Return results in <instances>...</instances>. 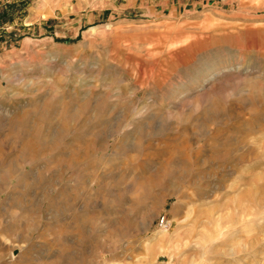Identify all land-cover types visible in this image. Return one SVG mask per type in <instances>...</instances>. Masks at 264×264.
I'll use <instances>...</instances> for the list:
<instances>
[{
  "label": "rangeland",
  "instance_id": "374dc122",
  "mask_svg": "<svg viewBox=\"0 0 264 264\" xmlns=\"http://www.w3.org/2000/svg\"><path fill=\"white\" fill-rule=\"evenodd\" d=\"M0 264H264V0H0Z\"/></svg>",
  "mask_w": 264,
  "mask_h": 264
},
{
  "label": "bare ground",
  "instance_id": "6f19581e",
  "mask_svg": "<svg viewBox=\"0 0 264 264\" xmlns=\"http://www.w3.org/2000/svg\"><path fill=\"white\" fill-rule=\"evenodd\" d=\"M215 77V75H213V76H211V77H209V78H207V79H204V85L205 84H208V83H210L211 82V80H213V78ZM215 79V78H214Z\"/></svg>",
  "mask_w": 264,
  "mask_h": 264
},
{
  "label": "built area",
  "instance_id": "2783aa9c",
  "mask_svg": "<svg viewBox=\"0 0 264 264\" xmlns=\"http://www.w3.org/2000/svg\"><path fill=\"white\" fill-rule=\"evenodd\" d=\"M162 224H164V219L162 220V222H161ZM164 226V225H163Z\"/></svg>",
  "mask_w": 264,
  "mask_h": 264
}]
</instances>
